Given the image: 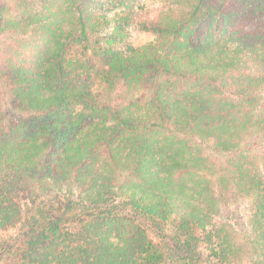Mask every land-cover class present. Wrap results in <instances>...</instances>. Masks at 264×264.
<instances>
[{"label":"trees","instance_id":"obj_1","mask_svg":"<svg viewBox=\"0 0 264 264\" xmlns=\"http://www.w3.org/2000/svg\"><path fill=\"white\" fill-rule=\"evenodd\" d=\"M224 1L0 0V264H264V0Z\"/></svg>","mask_w":264,"mask_h":264},{"label":"rangeland","instance_id":"obj_2","mask_svg":"<svg viewBox=\"0 0 264 264\" xmlns=\"http://www.w3.org/2000/svg\"><path fill=\"white\" fill-rule=\"evenodd\" d=\"M234 2L235 0H225L224 6L230 8L234 5ZM141 3L145 4V6H151V5H156L158 3V0H141ZM145 34L151 35L153 39L155 38V36L149 32L142 31L136 26L132 27L130 29L128 40L135 45L141 44V39ZM206 151L208 153H212L213 156L219 158L220 160H223L226 157L225 153H221V154L216 153L215 151H212L210 147H208ZM256 151L258 154H264V142L261 144L260 147H258ZM231 210L234 211L233 212L234 219L232 220V223L235 224V227H237V230H240L243 225L247 224L248 213H249V202L246 201L245 199L238 201L237 203H234L231 206ZM159 229L166 230V232H171L173 228H171L170 224H168V225H163V226L159 225ZM161 232L163 233L162 230ZM245 264H249V263L246 262Z\"/></svg>","mask_w":264,"mask_h":264},{"label":"clouds","instance_id":"obj_3","mask_svg":"<svg viewBox=\"0 0 264 264\" xmlns=\"http://www.w3.org/2000/svg\"><path fill=\"white\" fill-rule=\"evenodd\" d=\"M152 39H153V37H152L151 35H147V34H145V35L142 37V39H141V43L148 42V41H150V40H152Z\"/></svg>","mask_w":264,"mask_h":264}]
</instances>
